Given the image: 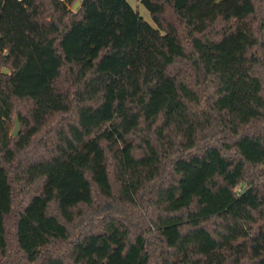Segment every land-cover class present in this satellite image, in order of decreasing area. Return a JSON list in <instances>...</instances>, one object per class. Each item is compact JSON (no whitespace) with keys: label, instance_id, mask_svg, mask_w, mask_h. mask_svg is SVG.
I'll use <instances>...</instances> for the list:
<instances>
[{"label":"trees","instance_id":"1","mask_svg":"<svg viewBox=\"0 0 264 264\" xmlns=\"http://www.w3.org/2000/svg\"><path fill=\"white\" fill-rule=\"evenodd\" d=\"M77 1L0 0V264H264V0Z\"/></svg>","mask_w":264,"mask_h":264},{"label":"rangeland","instance_id":"2","mask_svg":"<svg viewBox=\"0 0 264 264\" xmlns=\"http://www.w3.org/2000/svg\"><path fill=\"white\" fill-rule=\"evenodd\" d=\"M131 5L139 11L140 15L149 23L153 24L149 11L141 4L140 0H130ZM15 125L13 126L12 132L14 131Z\"/></svg>","mask_w":264,"mask_h":264},{"label":"water","instance_id":"3","mask_svg":"<svg viewBox=\"0 0 264 264\" xmlns=\"http://www.w3.org/2000/svg\"><path fill=\"white\" fill-rule=\"evenodd\" d=\"M80 2H81V0H78L76 3H75V5H74V7H73V10L74 11H77L78 10V8H79V6H80ZM5 72H8V70H5ZM19 134V122H18V120L16 119L15 120V128H14V131L12 132V135L13 136H17Z\"/></svg>","mask_w":264,"mask_h":264},{"label":"built area","instance_id":"4","mask_svg":"<svg viewBox=\"0 0 264 264\" xmlns=\"http://www.w3.org/2000/svg\"><path fill=\"white\" fill-rule=\"evenodd\" d=\"M59 1H61L63 3H68V0H59Z\"/></svg>","mask_w":264,"mask_h":264}]
</instances>
